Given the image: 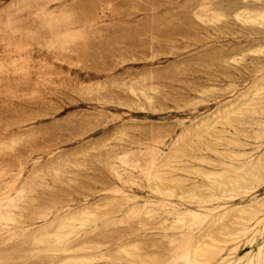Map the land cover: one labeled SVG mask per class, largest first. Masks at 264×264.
<instances>
[{"label":"rangeland","instance_id":"obj_1","mask_svg":"<svg viewBox=\"0 0 264 264\" xmlns=\"http://www.w3.org/2000/svg\"><path fill=\"white\" fill-rule=\"evenodd\" d=\"M263 146L264 0H0V264H257Z\"/></svg>","mask_w":264,"mask_h":264},{"label":"bare ground","instance_id":"obj_2","mask_svg":"<svg viewBox=\"0 0 264 264\" xmlns=\"http://www.w3.org/2000/svg\"><path fill=\"white\" fill-rule=\"evenodd\" d=\"M259 137V136H258ZM264 147V146H263ZM258 150V149H257ZM260 157V156H259ZM259 157H257V159L259 158ZM257 161V160H256ZM262 161V160H261ZM263 164V162H260V160H258L257 162H256V173L258 174V176L260 177V174L258 173L259 172V170L260 171H263L264 169H263V166L264 165H262ZM252 165H254V164H252ZM263 169V170H262ZM250 170V169H249ZM253 170V169H252ZM251 172V171H250ZM250 172H248V171H246V170H244V172H242L243 174H242V180L244 179V180H246V181H248L247 179L249 178L248 176H252L251 174H253V176L255 177V175L257 176V174L255 173L254 174V172H252V173H250ZM264 172V171H263ZM241 174V173H240ZM259 177H256V178H259ZM255 178V179H256ZM251 205V204H250ZM249 207V206H248ZM250 208V207H249ZM256 208H258V206L256 207ZM255 208V209H256ZM241 210V209H240ZM244 214H246V213H244ZM247 215H249V214H247ZM245 219V218H244ZM254 221V220H253ZM258 221V220H257ZM256 221V222H257ZM241 223V222H240ZM244 226H245V224H244ZM243 229V228H242ZM247 244V242H244V245H246ZM257 264H264V254H263V257L260 259V261L257 263Z\"/></svg>","mask_w":264,"mask_h":264}]
</instances>
